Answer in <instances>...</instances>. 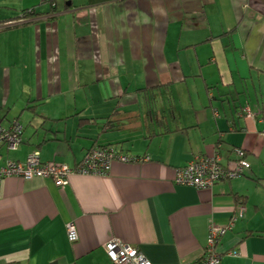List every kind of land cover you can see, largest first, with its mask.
I'll use <instances>...</instances> for the list:
<instances>
[{"label": "crops", "instance_id": "obj_1", "mask_svg": "<svg viewBox=\"0 0 264 264\" xmlns=\"http://www.w3.org/2000/svg\"><path fill=\"white\" fill-rule=\"evenodd\" d=\"M13 118L22 141L0 164L38 150L73 165L98 144L141 158L63 186L3 177L0 264H114L112 237L187 264L233 216L220 264H264V0H0V122ZM234 147L241 175L175 182L194 155L231 164Z\"/></svg>", "mask_w": 264, "mask_h": 264}, {"label": "built area", "instance_id": "obj_2", "mask_svg": "<svg viewBox=\"0 0 264 264\" xmlns=\"http://www.w3.org/2000/svg\"><path fill=\"white\" fill-rule=\"evenodd\" d=\"M244 113L252 115L249 107H244ZM22 140V125L13 120L9 126L0 125V147L5 145L14 149ZM235 157L231 164H224L217 152L210 155H194L184 165L175 168L174 180L177 183L191 184L196 187H211L216 181L241 175L249 167L245 151L234 147ZM122 153L111 146H93L86 151L82 159L70 165L54 160L41 161L38 150L31 151L24 161L6 158L0 164V184L3 177L17 175L25 178L32 176L51 177L56 185L63 186L72 173H105L114 159L129 161L140 159ZM239 213L242 208L239 207ZM235 216L225 224L211 223L208 227L207 241L203 255L187 264H220L223 253L217 249V244L223 234L232 227ZM66 233L69 240L77 238V229L73 221L66 223ZM105 251L114 264H153L145 253L137 246L123 242L118 237H112L104 243ZM229 253L236 254L232 249Z\"/></svg>", "mask_w": 264, "mask_h": 264}, {"label": "trees", "instance_id": "obj_3", "mask_svg": "<svg viewBox=\"0 0 264 264\" xmlns=\"http://www.w3.org/2000/svg\"><path fill=\"white\" fill-rule=\"evenodd\" d=\"M27 107L28 108H34L35 107V104H28L27 105ZM13 120H17L21 125H22V132H23V129H24V126H23V124L17 119V118H13L8 124H3V123H1L0 122V125H3V126H9L10 124H11V122L13 121ZM22 141V140H21ZM20 143V142H19ZM19 145V144H18ZM93 146H109V145H104V144H98V145H92L91 147H93ZM91 147H89L88 149H90ZM87 149V150H88ZM39 152V151H38ZM250 166V165H249ZM236 198H238V196L236 195ZM224 235V234H223ZM10 264H13V263H10Z\"/></svg>", "mask_w": 264, "mask_h": 264}]
</instances>
